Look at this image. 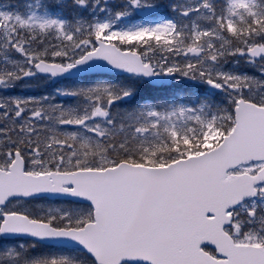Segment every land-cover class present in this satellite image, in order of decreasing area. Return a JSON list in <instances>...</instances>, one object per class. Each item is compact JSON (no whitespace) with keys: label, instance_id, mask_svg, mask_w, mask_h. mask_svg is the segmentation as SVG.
<instances>
[{"label":"snow or ice","instance_id":"1","mask_svg":"<svg viewBox=\"0 0 264 264\" xmlns=\"http://www.w3.org/2000/svg\"><path fill=\"white\" fill-rule=\"evenodd\" d=\"M0 264H264V0H3Z\"/></svg>","mask_w":264,"mask_h":264},{"label":"rangeland","instance_id":"2","mask_svg":"<svg viewBox=\"0 0 264 264\" xmlns=\"http://www.w3.org/2000/svg\"><path fill=\"white\" fill-rule=\"evenodd\" d=\"M3 2V0H0V3H2Z\"/></svg>","mask_w":264,"mask_h":264}]
</instances>
